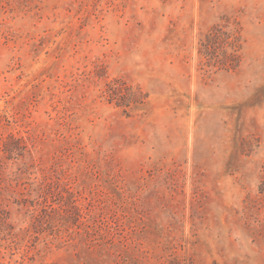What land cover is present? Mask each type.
Instances as JSON below:
<instances>
[{
    "label": "rangeland",
    "instance_id": "obj_1",
    "mask_svg": "<svg viewBox=\"0 0 264 264\" xmlns=\"http://www.w3.org/2000/svg\"><path fill=\"white\" fill-rule=\"evenodd\" d=\"M212 26L235 69L199 53ZM0 161V264H264V0H0ZM44 176L80 217H41ZM114 213L108 255L81 222Z\"/></svg>",
    "mask_w": 264,
    "mask_h": 264
},
{
    "label": "trees",
    "instance_id": "obj_2",
    "mask_svg": "<svg viewBox=\"0 0 264 264\" xmlns=\"http://www.w3.org/2000/svg\"><path fill=\"white\" fill-rule=\"evenodd\" d=\"M240 49V36L237 33V30L224 26H212L203 34L199 41V53L209 59L208 61L220 62L226 69H235L238 67L241 58ZM106 92L110 101L115 100L117 105L126 106L129 109L132 102H138L140 104L144 103L142 100L144 95L142 94L140 88H133L120 79L112 80V82L108 84ZM136 108L138 107L133 109ZM142 108L143 107H139V109ZM19 141L20 138L10 135L9 140H4L2 143L1 150L3 154L7 153V155L10 156L11 153H13V148L18 146L16 144L11 145V142ZM5 169V163L0 161V180L6 178L5 175L7 173ZM15 173L17 174V172ZM18 177L19 176L14 175V180H18ZM55 188H57V186H54V183L50 182L49 177L44 176L37 186L35 185L32 188L31 185L28 189L31 195H35L36 200H42L41 203L43 204V207L41 210V217H49L50 215H54L56 211H63V213L59 214L62 218L68 214L76 218L80 217V208L76 205L75 201L71 199V197L68 198L67 201L60 203L57 207H52L51 204H46L49 196L55 195V193L60 195V192H56ZM66 192L71 195L69 190H66ZM116 214H112L110 219L112 222L116 223L115 225L118 228L115 229H110L111 225H109L108 221L101 222L102 219L98 220L99 218L94 215H90L86 221L81 222L85 225L83 235L87 237L89 242L93 243L90 246H94L95 248L97 246V248L104 250L108 255H111V251L117 245L115 242V236L110 232L111 230H116L118 241H128L127 235H125L121 230L124 228L123 221H121L122 217L118 215L115 216ZM121 222L122 224H119ZM121 226L123 228L120 229Z\"/></svg>",
    "mask_w": 264,
    "mask_h": 264
}]
</instances>
